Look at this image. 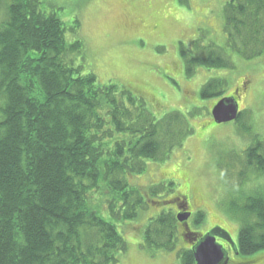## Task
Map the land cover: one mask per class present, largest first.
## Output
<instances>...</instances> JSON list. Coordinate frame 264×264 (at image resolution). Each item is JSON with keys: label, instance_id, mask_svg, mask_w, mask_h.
<instances>
[{"label": "trees", "instance_id": "1", "mask_svg": "<svg viewBox=\"0 0 264 264\" xmlns=\"http://www.w3.org/2000/svg\"><path fill=\"white\" fill-rule=\"evenodd\" d=\"M41 5L0 0V264H119L126 243L100 208L106 202L111 216L135 219L144 198L127 176L144 172V161L168 159L193 130L178 112L156 119L131 91L99 84L77 63L82 42L66 39L78 22L68 28ZM222 17L226 49L245 61L264 55V0H229ZM180 57L187 77L233 69L224 48L199 40ZM225 86L212 79L200 97L217 98ZM243 153L246 170L264 171L263 143ZM241 210L251 220L236 252L250 256L264 250V197ZM203 220L194 215L195 225ZM174 223L166 213L150 220L144 246L172 251ZM190 249L179 264H195Z\"/></svg>", "mask_w": 264, "mask_h": 264}, {"label": "rangeland", "instance_id": "2", "mask_svg": "<svg viewBox=\"0 0 264 264\" xmlns=\"http://www.w3.org/2000/svg\"><path fill=\"white\" fill-rule=\"evenodd\" d=\"M228 1L41 0V10L55 14L66 27L75 28L78 22L76 33L68 30L66 39L82 42L83 55L77 54V63L99 84L131 91L156 119L178 112L193 130L168 159L144 161V172L127 176L128 185L144 198V208L135 219L111 216L106 202L100 208L101 217L126 243L119 264H179L178 254L190 249L180 225L172 226V251L147 248L143 240L150 220L162 213L174 216L171 210H179L177 204L166 203L177 195L187 198L192 211L191 233L204 236L219 228L235 246L241 226L251 220L241 210L246 199L264 197V171L246 170L243 156L249 146L264 144V55L245 61L225 48L222 10ZM195 40L224 48L233 69L197 68L187 77L180 51H191ZM212 79L224 80V91L203 100L201 88ZM231 97L237 101L240 119L215 125L213 107ZM197 212L204 214L199 226L193 222ZM231 260V264H264V250L250 256L234 253Z\"/></svg>", "mask_w": 264, "mask_h": 264}, {"label": "water", "instance_id": "3", "mask_svg": "<svg viewBox=\"0 0 264 264\" xmlns=\"http://www.w3.org/2000/svg\"><path fill=\"white\" fill-rule=\"evenodd\" d=\"M238 115V104L233 97L220 99L211 111V117L215 125L236 121ZM189 217L190 213L186 212L185 214L179 213L175 219L178 223H185ZM184 228L188 230L186 224ZM216 239L226 243L231 251L237 254L236 246L231 241L229 234L219 228H215L199 238V240H193L190 243L195 264H228V252Z\"/></svg>", "mask_w": 264, "mask_h": 264}, {"label": "flooded vegetation", "instance_id": "4", "mask_svg": "<svg viewBox=\"0 0 264 264\" xmlns=\"http://www.w3.org/2000/svg\"><path fill=\"white\" fill-rule=\"evenodd\" d=\"M148 197H149V195H148ZM182 200H184L186 202V204L185 203H182L181 202ZM166 203H169V204H177L179 206V210H177V209L171 210L172 212H175V216L178 215L179 213L185 214L186 212H188V213H190V217H191L192 211L189 208V204L187 203V198L186 197H184L182 195H177L176 197H174L173 199H171L170 202H166ZM180 203H182L183 205H180ZM185 210H187V211H185ZM190 217L188 218V220L190 219ZM188 220L185 223H178L177 222V224L181 226V228H180V233H181L180 235L181 236L188 235V234H191V235L193 234V233H191V231H190V229L188 227V224H189L188 223ZM185 224L187 225L188 230H186L184 228ZM199 238H201V235L200 234H199V236H195V238L193 240H199ZM216 241L218 243L222 244L223 248L228 252V257H229L228 264H231L232 263V260L231 259H232V255L234 254V252L231 251L230 247L226 243H224L223 241H221L220 239H216Z\"/></svg>", "mask_w": 264, "mask_h": 264}]
</instances>
